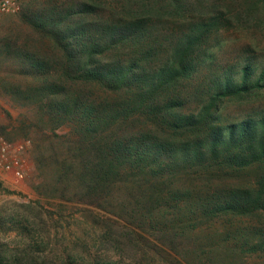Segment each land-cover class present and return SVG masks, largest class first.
Wrapping results in <instances>:
<instances>
[{
    "label": "trees",
    "instance_id": "trees-1",
    "mask_svg": "<svg viewBox=\"0 0 264 264\" xmlns=\"http://www.w3.org/2000/svg\"><path fill=\"white\" fill-rule=\"evenodd\" d=\"M57 1L0 37V86L26 110L0 136L30 141L40 180L0 229L25 238L60 201L116 251L95 264L264 261V112L223 115L260 96L264 65L221 40L264 32V0ZM25 249L1 245L0 264H49Z\"/></svg>",
    "mask_w": 264,
    "mask_h": 264
},
{
    "label": "rangeland",
    "instance_id": "rangeland-1",
    "mask_svg": "<svg viewBox=\"0 0 264 264\" xmlns=\"http://www.w3.org/2000/svg\"><path fill=\"white\" fill-rule=\"evenodd\" d=\"M48 2L49 0H23L22 9L18 13L0 15V37L9 32L13 27L9 21H21L19 15L31 2ZM64 1L58 0L59 4ZM202 6L197 9V15L204 13ZM223 41L222 51L227 59L235 55H243L245 60L263 63L264 65V32L254 33L241 27L233 28L225 26L221 36ZM236 64L235 60L230 65ZM7 76V70L0 74V81ZM16 103L10 96L4 94L0 86V134L3 128L16 124L19 115L25 112L16 107ZM264 112V90L256 99L249 98L246 101L230 103L223 109V115L229 123L241 121L247 117ZM34 151L30 141L18 140L11 144L7 161L1 163L0 171L8 173L5 180L0 176V217L12 213L18 204H30L40 200L35 187L40 182L34 164ZM9 165L10 169H5ZM20 174L17 175L16 173ZM46 205L45 211L36 209L41 215L37 221L31 220L28 225V235L19 238L16 226L5 225L0 229V246L9 245L14 248H27V254L32 255L37 261L45 260L49 264H95L96 258L116 262L114 255L117 254L113 248H109L100 242L98 233L90 220L85 223L80 214L65 209L60 201L42 199ZM50 213V214H48ZM26 217V216H25ZM11 228V231L8 229ZM113 250V251H111ZM126 262V263H125ZM123 264H131L125 260ZM170 262V263H169ZM175 264L174 260H165L163 264ZM264 261L259 262L263 264ZM114 264V263H113Z\"/></svg>",
    "mask_w": 264,
    "mask_h": 264
},
{
    "label": "built area",
    "instance_id": "built-area-1",
    "mask_svg": "<svg viewBox=\"0 0 264 264\" xmlns=\"http://www.w3.org/2000/svg\"><path fill=\"white\" fill-rule=\"evenodd\" d=\"M22 1L23 0H0V15L20 12L22 9ZM10 147L11 143L0 136V166L1 163L7 161ZM5 169L9 170L10 166H5ZM16 174L19 175L20 173L17 172Z\"/></svg>",
    "mask_w": 264,
    "mask_h": 264
},
{
    "label": "crops",
    "instance_id": "crops-1",
    "mask_svg": "<svg viewBox=\"0 0 264 264\" xmlns=\"http://www.w3.org/2000/svg\"><path fill=\"white\" fill-rule=\"evenodd\" d=\"M0 176L6 180L8 178V173L0 171Z\"/></svg>",
    "mask_w": 264,
    "mask_h": 264
}]
</instances>
